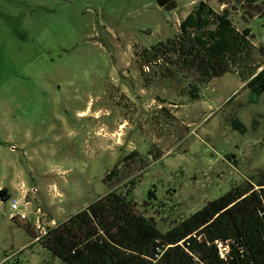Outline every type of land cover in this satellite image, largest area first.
Instances as JSON below:
<instances>
[{
    "label": "rangeland",
    "instance_id": "obj_1",
    "mask_svg": "<svg viewBox=\"0 0 264 264\" xmlns=\"http://www.w3.org/2000/svg\"><path fill=\"white\" fill-rule=\"evenodd\" d=\"M199 1L264 43V0H175L170 10L156 0H0V264H59L33 236L109 190L166 231L255 179L264 86L225 73L191 100L195 77L181 59L172 77L162 62L138 68L135 52L177 36ZM15 200L26 219L12 215Z\"/></svg>",
    "mask_w": 264,
    "mask_h": 264
},
{
    "label": "trees",
    "instance_id": "obj_2",
    "mask_svg": "<svg viewBox=\"0 0 264 264\" xmlns=\"http://www.w3.org/2000/svg\"><path fill=\"white\" fill-rule=\"evenodd\" d=\"M156 1L167 10L175 7V0ZM257 1L245 0L255 7ZM252 38L249 27L235 26L228 9L199 1L180 21L177 36L135 53L140 72L165 63L163 77H172L170 67L181 59L195 77L187 94L197 100L198 84L225 73L236 74L249 89L264 86V43L255 47ZM137 155L133 151L122 162ZM117 175L113 169L103 181ZM33 238L59 264H264V166L254 180L231 185L166 231L109 190Z\"/></svg>",
    "mask_w": 264,
    "mask_h": 264
},
{
    "label": "built area",
    "instance_id": "obj_3",
    "mask_svg": "<svg viewBox=\"0 0 264 264\" xmlns=\"http://www.w3.org/2000/svg\"><path fill=\"white\" fill-rule=\"evenodd\" d=\"M10 208L12 209V211H14V213L12 214L14 217H16L18 219H26L25 212H23V211H21L19 209V202H18V200L12 201L10 203Z\"/></svg>",
    "mask_w": 264,
    "mask_h": 264
},
{
    "label": "water",
    "instance_id": "obj_4",
    "mask_svg": "<svg viewBox=\"0 0 264 264\" xmlns=\"http://www.w3.org/2000/svg\"><path fill=\"white\" fill-rule=\"evenodd\" d=\"M2 196V193L0 192V197Z\"/></svg>",
    "mask_w": 264,
    "mask_h": 264
}]
</instances>
